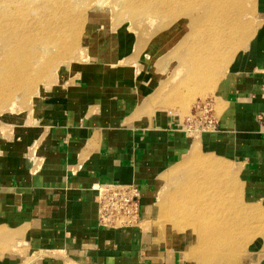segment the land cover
<instances>
[{
    "label": "crops",
    "instance_id": "obj_1",
    "mask_svg": "<svg viewBox=\"0 0 264 264\" xmlns=\"http://www.w3.org/2000/svg\"><path fill=\"white\" fill-rule=\"evenodd\" d=\"M259 6L261 26L215 90L217 129L199 142L153 102L164 83L147 61L171 53L172 29L170 45L153 37L138 65H77L40 93L33 124L0 137V264H187L182 237L101 227L96 187L136 185L145 222L163 177L194 143L231 163L242 203L264 212V0ZM251 244L248 264H264V238Z\"/></svg>",
    "mask_w": 264,
    "mask_h": 264
},
{
    "label": "rangeland",
    "instance_id": "obj_2",
    "mask_svg": "<svg viewBox=\"0 0 264 264\" xmlns=\"http://www.w3.org/2000/svg\"><path fill=\"white\" fill-rule=\"evenodd\" d=\"M8 1L0 0V20L3 22H6L8 18L1 16L11 9L5 7L11 0ZM26 1L28 7H24L25 15H22V18H29L28 26L32 27L34 41L26 46L25 50H30L32 55H36L35 51L38 50L39 54L37 55L40 56V63L33 70L41 75L39 74L38 78H36V74L24 78L22 82L19 81L14 86V89L8 90V94L0 92L1 138H9L21 125L33 124L36 115L34 110L39 100L37 97L43 91L47 92L55 86L64 84L69 69L86 63L105 66L138 65L139 59L147 55L149 42L157 34H164L163 36H166V41L168 40L167 43L170 45L172 36L168 32L171 29L177 33L174 34L176 39L172 42L173 46L170 52L182 53L183 57L185 56V61L177 63V55L170 57L171 53L153 62L144 59L150 62V65L154 64V67H151L152 70L159 71L158 80L164 83L153 98V102L159 103L156 109L158 112L171 113L172 117L180 121L178 122L180 125H186L187 121L194 117L199 105L209 103L213 113L199 115L203 120L201 124L206 123L207 121L204 120L210 119L212 115L213 120L217 122L222 108L215 99V90L225 77L235 57L243 51L242 49L246 47L256 31V22L259 25L258 28L261 26L259 0H247V2L243 0V3L246 2L242 4L243 12L245 11L243 15L246 16L243 17L244 21L240 25V29L233 33L230 41L225 43L222 40L225 48L222 44L212 48L211 55L213 56L210 57V55V59L205 58L207 60L205 68H208L204 69L199 65V58L196 61L194 57L197 53H194L190 58L186 53L187 49L178 40L184 32V37H189L191 32L193 33L191 27L188 29L184 26L186 22L182 23V17L185 16L184 10L179 11L178 9L176 13L171 12L169 7L163 6L158 0H106L104 5L99 8L97 14L100 17L98 18H96L98 16L96 13L89 10L96 0ZM17 3L21 4L22 0H18ZM23 6L21 5L19 8L21 9ZM158 7L165 11L155 12V8ZM193 13H195L194 17L197 18V21L203 16L202 14H198V16L196 12ZM102 22H105L106 26L98 29ZM96 27L98 30L94 29ZM105 28L108 31H103ZM225 35L228 37V33ZM115 42L119 44L117 47L113 46ZM218 46L223 50L221 51ZM114 49L117 54L113 57L111 53L114 52ZM96 50L98 55L105 57V61L99 62L97 56L92 55V51ZM219 53L220 56L217 55ZM115 57L117 58L114 59ZM213 58L217 59H215V64ZM162 59H167L168 65L161 66L160 64L161 67L157 68L159 64L155 65L156 62L161 63ZM162 62L164 63L165 60ZM182 67L184 68L182 75L176 78V71ZM196 75L199 76L197 79H195ZM178 79L181 80V83ZM29 117L31 120L28 119ZM206 126L208 127V125ZM206 126L203 128L193 127L189 131L187 129L185 133L190 142L196 140L199 142L204 134L215 132ZM187 128L189 127L187 126ZM191 156L192 153L163 177L160 189L156 194V203L149 210L151 216L147 221L140 222L138 226L145 230L161 231L157 228L156 223L161 215L162 207L166 209L165 212L170 223L174 220L176 223L180 221V214L184 211L182 209L187 211L189 207H193V211L199 213L198 210L208 207L206 212L210 213L214 208L213 219L217 221L218 231L227 234L222 240V243H225L218 247H207L204 251L200 250L197 254L202 257L199 259L200 263H196L192 257H189L185 245L182 255L184 260L187 261V264H248L251 258V243L259 237L264 238V212L258 207L246 206L242 203L237 172L231 163L198 150L199 157L213 160L220 168V171L212 172L209 169H195L194 165L186 167ZM176 169H183V173L175 174ZM202 171L206 173H202ZM173 232L170 230L169 234H173ZM161 233L163 236L168 234H164L163 231ZM177 236H179L178 233Z\"/></svg>",
    "mask_w": 264,
    "mask_h": 264
},
{
    "label": "bare ground",
    "instance_id": "obj_3",
    "mask_svg": "<svg viewBox=\"0 0 264 264\" xmlns=\"http://www.w3.org/2000/svg\"><path fill=\"white\" fill-rule=\"evenodd\" d=\"M17 1L18 0H11L10 3H7L5 5V7L11 8V9L9 11H6L1 17L3 18L7 17L8 20L6 22H3L0 20V92H5L7 94L9 93L10 90L14 89V86H16L17 83H19V81L22 82L24 78L30 75L33 76V74H36L37 76L36 78H38L40 74V73H37L36 70H33L34 67L39 66L38 63H40V56L37 55L39 54L38 50L35 51L36 55H32V52L30 50L28 51L25 50L26 46L33 43L34 41V38L32 37L33 36L32 27L31 25L28 26V24L30 23L29 18L28 17L22 18V15H25L24 7H28V3L26 0H22V3L18 4ZM105 2L106 0H96L93 3V5L89 7V10L92 13L97 14L99 11V8L102 5H104ZM158 2L161 3L163 6L166 5V7H169L170 11L174 13H176L178 9L179 11L184 10L185 16L182 17L183 19L182 23L184 22L186 23H184L185 25L182 24V26L184 25L188 29L191 27L193 33L191 32L189 37H184L183 36L185 34L184 32V34L181 35L180 39L178 40H180L184 48L187 49L188 52L186 53H188V56L190 58L191 56H193L194 53H197L196 55H194V57L196 61L199 58V61H200V62L198 61L199 65L200 67H204V69L208 68V67L205 68V66H207L206 65L207 60H205V58L207 57L210 59V57L213 56L211 55L212 48L215 47V45H220V44L223 45L222 40L225 43L230 41L233 33L237 31V29H240V25L244 21L243 17L246 16V15L245 16L243 15L245 11L243 12L242 4L246 3L247 0L244 3H243V0H158ZM21 5H24V6L20 9L19 7ZM245 7L244 9H246ZM159 10L165 11L164 9L160 7L155 8V12ZM193 12H196L197 15L202 14L203 16H201V19L197 21V18L195 19L194 17L195 13ZM98 17L100 16L99 15L96 16V18ZM37 23L41 25L39 21H37ZM105 26H106V23L102 22L99 25L98 29L100 28L102 29ZM94 29L96 30L97 27ZM105 30L108 31L106 28L103 31ZM225 33H228V37L225 35ZM113 44H114L113 45L114 47H117L119 45L117 44V42ZM223 46L224 48L226 47L225 44ZM219 47L220 46H218V48ZM227 47H231V46H227ZM219 49L221 50V48ZM92 52H93L92 55L97 56L99 62L103 60L105 61V57L102 55H98L97 50L92 51ZM175 52L173 51L170 57L176 54L177 63L179 61L180 62L185 61V56L183 57L182 53H178V52L175 53ZM111 54H113V57H114L117 54L116 49H114V52ZM217 55L220 56V53ZM116 58L117 57H115L114 59ZM216 60L214 61V64ZM164 63H168V61L165 60ZM182 66L184 65L182 64ZM213 66H210V67H213ZM183 69L184 68L182 67V69L180 70L176 69L178 71L175 70L176 75H177L176 78H179L182 75ZM198 77L199 76L196 75L195 79H197ZM174 80H176L175 77H174ZM178 80L177 82L180 81L179 83H181V80L179 81ZM168 84L170 85V83ZM195 143L193 144L194 146H192L193 147V149H191L192 156L189 158L188 163H186V167L194 165L195 169L196 168L197 169L198 168L209 169V171H212V172L220 171V168L217 167V164H215L213 160L204 159L198 156V150L196 147L197 144L195 145ZM204 171H202V173ZM182 173H183V169H178V170L176 169L175 174L180 175ZM165 210L166 209L164 207L160 209V212L161 211L162 212L159 218L157 219V223H156L157 228L163 231L164 234H167V233L169 234L170 230L174 231L173 232L174 235H177L178 233L179 237H182V240L184 239L187 242L186 246H187V251L189 252V257H192V259L196 261V263H200L199 259L201 256L199 255L197 256L200 250L204 251V249H206L207 247L208 248H211V246L218 247L225 243V242L222 243V240H224L223 237L226 236L227 234L225 235L222 232L218 231L219 227L217 226V221L213 219V210H215L214 208L211 209L210 213L206 212V210H208V207L202 210L201 209L198 210L199 213H195L193 211L194 210L193 207H189L187 211L185 209H182L184 211L180 214V221L178 223H176L175 220L172 223H170Z\"/></svg>",
    "mask_w": 264,
    "mask_h": 264
},
{
    "label": "built area",
    "instance_id": "obj_4",
    "mask_svg": "<svg viewBox=\"0 0 264 264\" xmlns=\"http://www.w3.org/2000/svg\"><path fill=\"white\" fill-rule=\"evenodd\" d=\"M213 113L209 103L199 105L195 111L193 118L189 119L186 125H180V128L186 132L193 127L217 129V122L213 120V115L206 118L204 124L201 114ZM209 120V123H208ZM187 126L189 128H187ZM97 205H98V221L103 228L123 230L138 227L141 222L140 199L141 193L136 185H98Z\"/></svg>",
    "mask_w": 264,
    "mask_h": 264
}]
</instances>
